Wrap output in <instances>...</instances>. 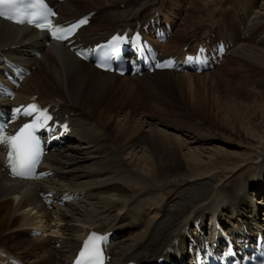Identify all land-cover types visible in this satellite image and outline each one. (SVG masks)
<instances>
[{
  "label": "bare ground",
  "instance_id": "6f19581e",
  "mask_svg": "<svg viewBox=\"0 0 264 264\" xmlns=\"http://www.w3.org/2000/svg\"><path fill=\"white\" fill-rule=\"evenodd\" d=\"M181 1L185 0H64L58 4L59 20L95 10L92 23L78 35L86 45L104 40L116 28L152 16L163 17L175 29L161 48H165V55L182 54V46L190 45L194 35L174 47L172 43L179 32L189 31L188 23L194 24L191 9L197 0H186L185 8ZM202 2L204 7L225 3L205 30L214 29L219 38L231 41L228 54L234 56L239 68L255 74L246 77L249 80L245 83L251 85L253 97L224 98L233 101L229 105L236 111L232 118L219 114L218 105L214 111L219 122L232 129L239 127L254 140V147L245 149L242 155L204 146L208 140L199 133H205L192 118L184 119L189 110L171 107L173 101L168 103L155 87L174 88L181 99L187 92V108L195 115L196 111L203 113L202 106L208 101L197 96L194 81L200 74L154 72L157 76L149 82L150 89L142 90L139 98L137 92L141 89L135 78L99 71L62 45L45 47L42 34L33 28L0 19V55L35 66L18 88L15 101L24 102L37 95L40 102L51 103L61 118L66 115L71 121L75 137L64 150L45 157L43 167L50 168L54 176L43 181L9 179L0 154V232L14 227L17 232L27 233L29 243L15 241L10 246L15 252L8 251L24 264H66L82 236L92 228L123 236L111 248L113 264L129 260L140 264L161 256L174 257L178 251L184 253L186 227L199 221L207 228L205 219L210 215H215L223 226L233 225L236 229L262 226L264 212L259 219L255 212L249 216L247 210L240 211L238 205L264 194L252 188L264 183V0ZM182 9L186 14L179 17ZM35 50L41 51V58L30 55ZM150 76L144 75L139 83L149 87L145 78ZM242 99L251 101L254 107L262 106L258 121L250 107L241 105ZM177 127L182 133L176 132ZM246 155L255 160L247 166L245 179L238 176L248 159L232 166L221 165L223 177L211 170L224 157L240 159ZM233 178L238 181H232V185L229 180ZM49 190H54L55 195L78 191L84 198L49 210L39 195ZM32 228L46 235L30 236Z\"/></svg>",
  "mask_w": 264,
  "mask_h": 264
},
{
  "label": "rangeland",
  "instance_id": "374dc122",
  "mask_svg": "<svg viewBox=\"0 0 264 264\" xmlns=\"http://www.w3.org/2000/svg\"><path fill=\"white\" fill-rule=\"evenodd\" d=\"M177 1L179 2V0H174V2H177ZM256 1H257V3H259L260 0H256ZM181 3H182V5H184V8L187 7V5H188L186 0L181 1ZM196 3H197V5L195 7H193L194 9H191L192 15L190 14L193 21H194V24L192 25V23H188L186 29H188L189 31L188 30H187L188 32L181 31V33L179 32V34L177 35L176 39L174 37V40H176V42L172 43L173 47L175 46V44L179 45V44L183 43L184 41L188 40V38L190 36H193V35H194L193 37H197L198 40L202 39V37H204L206 34L209 35L210 37L213 35H216V33H215L216 31L214 29H213L214 32H213V30L206 32L205 28L208 27L212 23L213 16L216 15L218 11L219 12L223 11V9L225 8V5H224L225 3L223 5L217 4V5H210L208 7H206V6L204 7L202 0L201 1L197 0ZM165 5L169 7V3L167 1H165ZM254 7H256V4L254 5ZM120 8H123V4L121 5ZM181 12L182 13H180L179 17L186 14L184 9H182ZM176 22L180 23L177 19H176ZM224 62H223L224 64L222 63V65L218 66L213 71L203 72L202 74L197 75L200 78H202L201 80L199 77H196L197 79L195 78V80H194L195 84H196L195 89L197 91V96L199 98H201V100L206 99L208 101V104L204 103L202 106V108L204 109L203 113L196 111V115H195L192 113V111L190 109L187 108L189 105L187 92L184 93V98L181 99L177 95V91L174 90V88L171 90V89H167L166 87L163 88V86L161 87L158 84H155V87L158 88L159 94L160 95L162 94L161 96L168 98V100H166V101H168V103H170V101H173L171 107L179 109V110H181V109L187 110V111L189 110L188 115H185L184 119L186 117L192 118V120L196 121V127H198L202 133H205V134L199 133V135L205 136L208 140V143L206 145L204 144V146L219 147L220 149L222 148L223 150H225L227 152L233 151V152H237L238 154L241 153L240 155H242L245 149L248 150L249 148L251 149L254 147V145H255L254 140L251 139L250 137L247 138L239 127H233V129H232L228 125L223 124L221 121L219 122V120H217V118L214 114L215 113L214 111L216 108L215 105H218L221 107V111L219 112V114H225L226 119L230 118L232 116V114H236V111L233 112L232 107L229 106L230 103H233V101L224 100V98L232 99L234 97L237 98V97H244V96L245 97L246 96L253 97V92H251V88H250L251 85L249 83H247V84H245V83H246V81L249 80L246 77H253L255 74L253 73V71H247L246 72V70L239 68L236 61H234V56H232V55H229V57ZM204 74H208V76L206 78H204L203 77ZM144 75H147V74H144ZM144 75H142L141 77L143 78ZM151 75L152 76L145 78V81H146V83H148V86H149L147 88H146V85L144 83L143 84L139 83L141 77L135 78L137 80V81H135L137 83V86H139L140 87L139 89H141V92H140V90H138L139 92H137V94L139 95V98L142 97V94H141L142 90L145 92L148 89H150L151 85L149 82L154 80V78H156V76H157L156 73H152ZM198 78H199V80H198ZM202 86H204V87H202ZM261 90H262L261 92L264 95V85L261 86ZM218 96L220 97L219 99H221L222 102H220L218 100ZM148 100L149 99H147V101ZM247 102H249V103H247ZM250 103H251V101H247L245 99H242L241 105H247L248 107H250L249 108V109H251L250 113L253 115V117L257 118V121H258L262 106L254 107L253 104H250ZM228 106L230 108H228ZM251 106H253V107H251ZM140 111L145 112L147 110L145 108H141ZM189 114H193V115L191 116ZM146 117H148V116H146ZM175 130H176V132L182 133V130L178 127ZM198 145L203 146V144H198ZM228 153H232V152H228ZM254 158H255L254 156H250V155L249 156L246 155L245 157L242 156V157H240V159H239V157H233V156L224 157L223 159H220L222 162L221 161L216 162L215 167H211V170L217 176L219 174L220 177L221 176L223 177L224 169L222 168V166H232L236 162L239 163L242 161V163H243L245 160L248 159V164L244 163L243 168L240 171L241 172L240 176H238V178L241 177V180H242V178L245 179V176L247 174V169H248L247 166L252 161L255 160ZM235 177H236V175H235ZM229 181H230L229 183L232 184V181H238V179L236 180L233 178V179H230ZM252 188H256V189H258V191H261V190L264 191V183H262V184L258 183L256 185H253ZM22 189H24V188L22 187ZM220 193H224V191H221ZM166 195L168 196L169 194L167 193ZM262 197H264V194ZM262 197L257 198L256 200H254L252 198V200L250 199L248 202H246L245 204H242V205L237 204L239 206L238 209L240 211H242V210L246 211L247 210L249 216H250V214L255 212V214H257L259 219H260V218H262L261 213L264 212V208H263L264 199H262ZM239 202H241V201H239ZM2 213L3 212L1 211L0 214H2ZM0 217L2 220L1 215H0ZM14 229H15L14 227H11L10 229H8L7 231H4L3 233L0 232V247L1 248L5 249V250L14 251V249H12V247H10V246L15 241L22 242L23 244L29 243L28 240L24 237L25 235L23 233L16 234Z\"/></svg>",
  "mask_w": 264,
  "mask_h": 264
},
{
  "label": "snow or ice",
  "instance_id": "6c2138e0",
  "mask_svg": "<svg viewBox=\"0 0 264 264\" xmlns=\"http://www.w3.org/2000/svg\"><path fill=\"white\" fill-rule=\"evenodd\" d=\"M37 4L42 6V0H37ZM7 5L10 8H19L21 7V3H18L17 0H0V6ZM36 4L32 5L35 7ZM55 12L50 13V15H55ZM48 13L45 12L39 17L44 21L43 24L37 23L35 20L28 21L30 23H34L36 27L42 28L50 31L51 36L54 39L65 41L69 40L72 35L75 34V31L83 24L87 22L86 18L78 21L75 24H71L67 28L54 25L48 20ZM0 16H5L3 11H0ZM7 19H15L14 16L8 15ZM17 23H24V20H16ZM127 42L125 37L122 36H114L110 41L113 50L122 43ZM79 54V53H78ZM29 108L33 111H39L36 105H30ZM17 112L20 110L17 109ZM25 115H30L31 112H25ZM45 119L50 120L51 117L45 115ZM39 125L37 123H26L22 128H20L19 132L5 136L2 132H0V144H7L8 151V163L12 170L13 175H18L22 177L29 176L36 165L39 163L40 157L42 155V151L40 148L39 139L34 135L35 129ZM67 128V126H64ZM103 254L102 250L99 247V244L96 242L95 237H90L87 241H85L82 250L80 251V258L77 260V264H103Z\"/></svg>",
  "mask_w": 264,
  "mask_h": 264
}]
</instances>
